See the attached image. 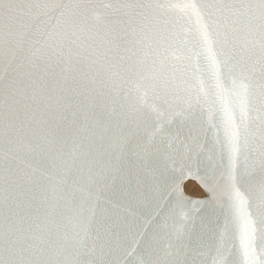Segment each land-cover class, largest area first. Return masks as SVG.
Masks as SVG:
<instances>
[{
    "label": "snow or ice",
    "instance_id": "obj_1",
    "mask_svg": "<svg viewBox=\"0 0 264 264\" xmlns=\"http://www.w3.org/2000/svg\"><path fill=\"white\" fill-rule=\"evenodd\" d=\"M0 264H264V0H0Z\"/></svg>",
    "mask_w": 264,
    "mask_h": 264
},
{
    "label": "bare ground",
    "instance_id": "obj_2",
    "mask_svg": "<svg viewBox=\"0 0 264 264\" xmlns=\"http://www.w3.org/2000/svg\"><path fill=\"white\" fill-rule=\"evenodd\" d=\"M196 182L192 181L187 185V192L189 195L191 196H200L202 195V191L199 190V188L197 187V185H195Z\"/></svg>",
    "mask_w": 264,
    "mask_h": 264
},
{
    "label": "rangeland",
    "instance_id": "obj_3",
    "mask_svg": "<svg viewBox=\"0 0 264 264\" xmlns=\"http://www.w3.org/2000/svg\"><path fill=\"white\" fill-rule=\"evenodd\" d=\"M195 185H197V184H195ZM197 187H198V185H197ZM199 188V187H198ZM199 190L201 191V189L199 188ZM203 194V193H202Z\"/></svg>",
    "mask_w": 264,
    "mask_h": 264
}]
</instances>
